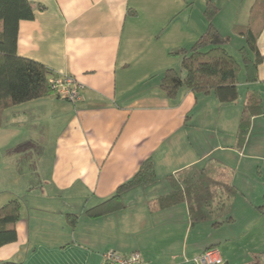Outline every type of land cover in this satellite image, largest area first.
Returning <instances> with one entry per match:
<instances>
[{"label":"crops","instance_id":"crops-1","mask_svg":"<svg viewBox=\"0 0 264 264\" xmlns=\"http://www.w3.org/2000/svg\"><path fill=\"white\" fill-rule=\"evenodd\" d=\"M30 1L35 17L20 22L18 53L56 75L74 77L82 86L81 99L74 103L51 94L24 102L15 112L16 123L32 134L24 140L23 157L33 172H15L13 187L0 197L3 204L12 198L22 203L18 240L0 247V261L103 264L108 251H139L143 264H202L199 254L236 236L223 238L225 224L214 228L209 221H192L185 203L162 210L148 205L170 191L169 174L194 164L229 169L239 194L227 226L239 228L237 233L264 228L256 209L264 181L249 179L248 173L241 177L256 165L264 179V115L253 118L246 145L237 146L250 89L259 92L264 109V61L259 80L247 83L245 77L246 92L239 88L231 104L187 88L172 99L161 87L168 68H181V56L172 51L189 48L210 25L222 36L226 31L232 54L230 40L238 36L233 27L248 23L255 0ZM208 1L218 8L212 21L204 15ZM257 43L264 55V28ZM150 157L155 184L126 192V206L118 212L86 214ZM68 214L78 215L75 224ZM258 235L264 240V231ZM256 251L264 254V248ZM236 255L221 253L229 264H264L258 256L236 263Z\"/></svg>","mask_w":264,"mask_h":264},{"label":"trees","instance_id":"trees-1","mask_svg":"<svg viewBox=\"0 0 264 264\" xmlns=\"http://www.w3.org/2000/svg\"><path fill=\"white\" fill-rule=\"evenodd\" d=\"M218 8L208 1L204 15L212 21ZM35 17V8L30 0H0V125L3 112L15 105L56 94L50 83L55 75L47 65L18 53V33L22 20ZM211 24V22H210ZM264 28V0H255L246 25H235L233 31L246 41L239 48L241 61L225 46L226 38L213 26L199 36L189 47L172 51L181 56V68H168L161 77V87L169 98H176L181 88L199 94L212 93L223 104H231L239 97L240 73L244 69L247 83L259 80L258 67L264 55L258 48V38ZM264 115L262 99L258 91L250 89L242 108L237 146L243 148L248 140L255 116ZM230 171L225 166L210 164L191 165L179 172L169 174L170 191L148 202L152 210L187 204L192 221H209L214 228L232 223L233 199L239 189L230 180ZM158 176L153 158L144 160L126 182L119 185L113 195L86 210L91 217H101L125 208L124 194L129 190L155 184ZM22 203L12 198L0 206V247L18 240L17 223L21 218ZM264 216V194L256 206ZM72 224L78 215L68 214ZM211 247H217L212 245ZM207 248V249H208ZM0 264H22L15 260H2ZM103 264H111L105 262ZM222 264H229L224 262Z\"/></svg>","mask_w":264,"mask_h":264},{"label":"rangeland","instance_id":"rangeland-1","mask_svg":"<svg viewBox=\"0 0 264 264\" xmlns=\"http://www.w3.org/2000/svg\"><path fill=\"white\" fill-rule=\"evenodd\" d=\"M223 32L224 38L228 39L229 35L225 33L226 31ZM243 45H246V41L242 37L236 36V38L230 40L229 50L238 61H241L239 48H241ZM239 88L242 93L246 92L247 90L244 69L240 75ZM21 108H23V103L6 109L2 115V123L0 125V197L6 195L7 192L5 190L8 189V187H13V185H10V182L15 178L13 175L15 172L22 171L29 174L33 172V169H31L33 168L31 165L32 163L30 164V161L23 157L26 152V149L23 145L25 143L24 140L25 138H31L32 134L28 133V126H24V123L22 122L18 124L14 120L15 112H17ZM209 108H212V105ZM37 134L38 136L40 135L39 129L36 131V135ZM38 139L39 138H37V140ZM244 173L245 174L243 176L241 175V177L246 178V174L248 173L250 175L249 179L250 177H252L254 180H257L259 182L264 181V179L261 180V176L258 174V168H256V165L255 167L251 168V172L247 170V172ZM132 204L129 205L132 206ZM2 205L3 203H0V206ZM225 225L226 226L221 229L223 238H225V236H229L230 233L233 234L232 236L236 237L231 240H227L228 242L223 239L222 243L220 244V251L223 255L231 256L233 253L237 254V258L235 261L236 263L244 262L247 257L255 258V256H258V259H260L261 257L264 258V254L260 257L258 254H256L259 252L256 250L264 248V240H262L261 236H257L259 230L263 232L264 228L259 229L257 227L256 233L250 232V229H245L237 233L239 228L236 229V226H227V223Z\"/></svg>","mask_w":264,"mask_h":264},{"label":"built area","instance_id":"built-area-1","mask_svg":"<svg viewBox=\"0 0 264 264\" xmlns=\"http://www.w3.org/2000/svg\"><path fill=\"white\" fill-rule=\"evenodd\" d=\"M56 95L66 98L74 103L81 99L82 86L70 75H54L50 79ZM104 263L111 264H143L142 255L139 251H133L127 255H121L114 251H108L103 255ZM197 260L202 264H222L223 259L219 247H211L198 255Z\"/></svg>","mask_w":264,"mask_h":264}]
</instances>
